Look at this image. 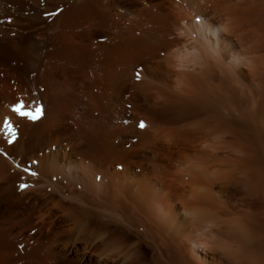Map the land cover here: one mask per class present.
<instances>
[{
  "label": "bare ground",
  "instance_id": "obj_1",
  "mask_svg": "<svg viewBox=\"0 0 264 264\" xmlns=\"http://www.w3.org/2000/svg\"><path fill=\"white\" fill-rule=\"evenodd\" d=\"M33 5L54 61L27 138L0 113V237L45 227L59 264H264V0Z\"/></svg>",
  "mask_w": 264,
  "mask_h": 264
},
{
  "label": "rangeland",
  "instance_id": "obj_2",
  "mask_svg": "<svg viewBox=\"0 0 264 264\" xmlns=\"http://www.w3.org/2000/svg\"><path fill=\"white\" fill-rule=\"evenodd\" d=\"M19 1L16 0L14 2H11L10 0H0V5H2V6H0V8H1L0 9V62L3 64H9L11 69H13L12 70V73H13L12 76L13 77L7 79L8 80L7 81L8 86L10 87V85H12V84L16 85L18 83L17 87L13 85V93L10 94V97H9L10 103H7L8 100H6L4 98V95H5V97H7L6 94H4V95L0 94V113L2 114V117L4 116L3 120L5 119V116L7 114V111L5 112V110H6L5 105L7 106L8 104H11V102H12L11 106H13V105H16L17 103H19L20 99L24 100L26 98L25 100H27L30 98V96L33 97V95H34V97H35L38 95L39 96L38 98L33 99L35 101V105L31 106V105L27 104L28 103L27 101H24V102L29 107H31L33 109H35L36 106H39L36 108H40L41 110H44L46 107L45 104H47L46 101L44 100V98L42 97L43 92H45V90H44L45 85L42 84L41 82L37 83L38 85L35 83L37 81L36 77L39 75L41 76V74H44V72H45V69L40 70L39 65L43 63L41 61L45 62V60H47L49 58L50 59L48 61H51L53 59L52 58L53 54L51 53L52 48L49 46H45V38L43 39V37L40 36L41 32H42V28L40 27L41 24H39L40 22L33 24L34 22H30V21L25 20L28 16H31L34 14V10L32 9L34 6L33 3L38 6L39 10H41V9L44 10L48 6L54 8L52 11L42 12L40 14L41 18L43 19L42 22L44 24H49L55 16H57L59 13L64 12V10L66 8H68L73 2H75L77 0H29V1L28 0H26V1L25 0H19ZM1 3H3V4H1ZM4 3H6V5ZM20 4H22V5L20 6ZM30 4H32V5H30ZM87 6L88 7L84 10V13L87 10L90 11L92 9L93 2L91 1ZM3 8L6 10H4ZM31 10H33V11H31ZM5 11H7V12H5ZM75 16H76V14L73 13V15L71 17L75 18ZM16 18H21L22 20H24V22L23 23H17L16 26H12L11 23H13V20ZM1 25H3L2 28H1ZM31 28H32V30H31ZM60 30L61 29L58 28L56 32L58 33V32H60ZM32 33L34 34V36ZM30 35H31V37H30ZM38 40H40L42 42L39 45L36 42H34V41H38ZM11 44H13V45H11ZM37 46H38V49H37ZM40 48H41V50H40ZM49 48H50V50H49ZM54 48H56V49L60 48V44L56 45ZM39 52H41L42 54H40ZM46 55H47V57H46ZM49 55H51V56H49ZM52 61H54V60H52ZM1 63H0V66H1L0 68H1V70H3L4 65L3 64L1 65ZM28 64H30V66H33V67L32 68L28 67ZM23 70H24V74H22ZM19 82H21V83H19ZM25 83H27V84L29 83L30 85L29 84L27 85ZM19 84H21V86ZM22 86H25V88L28 87V89H25V88L22 89L21 88ZM29 86L32 88H30ZM35 86H36V90L34 89L35 91L34 90L32 91L33 87H35ZM11 88H12V86H11ZM19 88L22 90V94H21V92H20V94H19V92H17V91H20ZM41 89H43L44 91ZM14 91H15V93H14ZM30 92L33 94H31ZM18 99H19V101H18ZM23 100H21V102ZM20 118H22V116H20L14 112V118H13L14 127L21 129V130H18L17 128L15 129L16 140L19 138L20 139L27 138V131H26L27 128L23 127V122L22 121L20 122V120H19ZM26 118H27L26 122H28V123L30 122L29 124H31V122L37 121V120L29 119L28 117H26ZM18 122H20V123H18ZM18 124H19V126H18ZM11 136H12V134L10 133V137ZM3 140L5 141V143L10 141V139L7 140V138H4ZM0 207H1L0 208V211H1L2 205ZM0 224H2V223H0ZM3 224H4V222H3ZM4 225H3V227L8 226V225H5V226ZM16 228L17 227H15V226H11V230L13 232H15ZM4 230L7 231V229H4ZM20 231L21 232L23 231V233H22L23 235L25 232V234H30V236H32V238H30L28 240V243L24 242L26 240L23 241L24 238L22 239V236H23L22 234H21L20 238L18 239L19 240L18 242H16V240L15 241L12 240L13 246L11 245L12 241L9 240L7 235L5 237V234H4L3 236L0 237V239H1L0 243H2V244H0V248H3V246L6 248V246H7V249H9L8 255H9V257L11 256L10 259H8V260H7V258H5V259L0 258V264H14V263H11V261L14 259L20 260L19 262H16L15 264H50V263L51 264H59L60 263V260H59L60 258H58L57 251L54 248L49 249V250L42 248V245L45 244V227L41 228L40 233H38L37 230H35V229H33L34 232L30 230L27 233H26L25 228L23 230L20 229ZM7 238H8V240H7ZM6 242H8V243H6ZM25 246H26V248H25ZM10 247H12L13 250ZM14 248H16L17 250H14ZM0 255H1V253H0ZM12 256H13V258H12ZM15 257H17V258H15ZM62 258L64 261H66L67 257H66V255L65 256L63 255ZM49 259H50V262L47 263L49 261ZM57 262H59V263H57Z\"/></svg>",
  "mask_w": 264,
  "mask_h": 264
},
{
  "label": "snow or ice",
  "instance_id": "obj_3",
  "mask_svg": "<svg viewBox=\"0 0 264 264\" xmlns=\"http://www.w3.org/2000/svg\"><path fill=\"white\" fill-rule=\"evenodd\" d=\"M139 78H140L139 73H137V79H139ZM12 111H14L15 113H17L18 115H20L22 117H28L29 119L35 120V119L39 118L41 109L37 108L35 110V112H33L31 110H26L24 103L20 102V103H17L16 105L13 106ZM5 124L9 130V132L12 134V140L9 141V143H12L16 138V132L13 129L12 125L7 120L5 121ZM139 126L141 128H143L146 125L144 124V122H141ZM32 175H36V173H32ZM22 187H27V185H22Z\"/></svg>",
  "mask_w": 264,
  "mask_h": 264
}]
</instances>
